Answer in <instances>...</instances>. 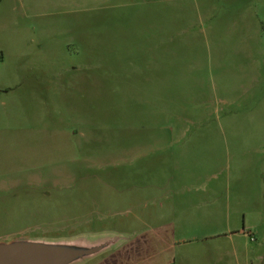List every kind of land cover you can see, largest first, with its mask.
<instances>
[{
    "label": "rangeland",
    "instance_id": "1",
    "mask_svg": "<svg viewBox=\"0 0 264 264\" xmlns=\"http://www.w3.org/2000/svg\"><path fill=\"white\" fill-rule=\"evenodd\" d=\"M108 235L264 264V0H0V242Z\"/></svg>",
    "mask_w": 264,
    "mask_h": 264
},
{
    "label": "water",
    "instance_id": "2",
    "mask_svg": "<svg viewBox=\"0 0 264 264\" xmlns=\"http://www.w3.org/2000/svg\"><path fill=\"white\" fill-rule=\"evenodd\" d=\"M119 236L14 239L0 242V264H77L108 250Z\"/></svg>",
    "mask_w": 264,
    "mask_h": 264
},
{
    "label": "crops",
    "instance_id": "3",
    "mask_svg": "<svg viewBox=\"0 0 264 264\" xmlns=\"http://www.w3.org/2000/svg\"><path fill=\"white\" fill-rule=\"evenodd\" d=\"M125 239L123 242L119 240L112 248L77 264H147L150 261L149 254L146 253L149 249L148 243L137 238Z\"/></svg>",
    "mask_w": 264,
    "mask_h": 264
}]
</instances>
